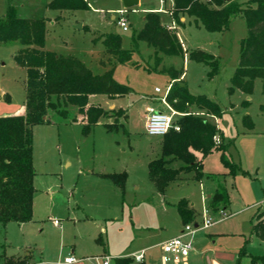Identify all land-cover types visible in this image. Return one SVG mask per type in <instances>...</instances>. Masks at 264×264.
Masks as SVG:
<instances>
[{"label":"rangeland","instance_id":"obj_1","mask_svg":"<svg viewBox=\"0 0 264 264\" xmlns=\"http://www.w3.org/2000/svg\"><path fill=\"white\" fill-rule=\"evenodd\" d=\"M8 1L19 18L45 20V50L76 58L93 75H102L115 64L99 38L109 33L120 36L121 48L131 53V59L124 65H115L113 78L132 92L111 105L116 110L122 108L127 115L125 120H120L123 128L117 131L107 132L103 124L112 123V119L102 118L88 135L82 134V126L72 122L78 115L75 107L68 108L66 120L51 115V124L33 128L36 192L32 221L0 223V264L4 256H15L27 264H65L68 257L77 261L74 264H102L107 256L109 264H115L116 258L143 251L146 264H173L174 260L162 261L159 244L176 230H183L174 206L182 199L192 205L194 223L199 226L192 237H187L193 245L189 264H211L218 258L224 259V264H236L237 253L245 240H248L247 256L240 264H249V256H264V245L251 233L252 217L256 212L264 214L262 82L255 80L249 96L239 91L228 94L230 79L238 66L240 43L247 34L241 15L233 18L228 29L220 33L196 27L190 19L176 30L185 50H201L215 57L218 74L209 79L206 65L189 61L186 56L162 55L136 40L146 14L143 10L159 7V0H142L140 5L128 9L126 32L111 19L124 9L120 0H84L87 9L63 11L48 8L52 0H0V19ZM236 1L244 6L249 0ZM160 17L163 24L170 22L165 14ZM19 48L16 42L0 44V117L8 116L24 104L25 70L12 58ZM169 68L183 69L182 79L191 95H203L223 110L222 117L216 119L193 106H184V110L174 111L173 119L186 113L207 119L221 131L224 144L229 146L228 159L246 173L234 179L226 178L230 197L226 217L222 218L220 212H209L213 223L206 229H202L206 201L197 182L172 183L159 194L147 175L148 162L160 156L162 138L146 135L145 105L158 100L163 113H171L159 102L169 86V77L163 69ZM156 88L161 94L154 93ZM90 102L111 110L106 96H92ZM245 116L252 122L249 131L262 135H242L248 131L243 125ZM68 161L71 165H64ZM170 167L179 169L184 165L174 162ZM203 171L225 174L220 153L214 152L204 159ZM101 173H125L123 195L109 180L100 177ZM180 177L186 180L193 174Z\"/></svg>","mask_w":264,"mask_h":264},{"label":"trees","instance_id":"obj_2","mask_svg":"<svg viewBox=\"0 0 264 264\" xmlns=\"http://www.w3.org/2000/svg\"><path fill=\"white\" fill-rule=\"evenodd\" d=\"M48 8L57 11L84 10L88 6L84 0H52ZM171 20L182 27L181 18L193 21L209 33L226 31L233 18L241 15L246 23L247 34L240 43L239 61L228 88V94L239 91L251 95L255 80L262 82L264 94V0H249L246 5L233 0L227 4L223 0H173L168 10ZM143 25L136 33V40L154 48L165 56H186L187 60L204 64L209 68L208 78L218 74V62L214 56L201 50L188 51L183 48L176 31L162 25L158 14L149 12L143 17ZM45 20L24 19L16 14L10 1L4 16L0 19V44L16 42L20 48L13 53L14 63L25 70L24 114L0 117V223L24 224L32 221L33 197L36 192L33 181L36 176L33 166L32 130L35 126L51 124V115L63 120L68 117V108L77 109L78 122L82 134L88 135L100 119L111 118L105 123L107 132L123 128L120 120H125L126 111L104 110L99 105L89 104L91 96L103 95L109 100L129 95L131 88L118 83L113 78L115 65H124L131 59V53L121 48V38L116 34H104L99 39L105 53L113 57L115 64L102 75H93L79 60L63 57L44 49ZM156 60H160L156 58ZM157 66V64H156ZM156 66L153 70H156ZM169 77V91L166 103L173 111H182L184 106H193L206 115L220 119L223 110L203 95H191L183 81V69H163ZM246 104V103H244ZM179 131L171 129L162 137L160 156L147 164L148 179L154 189L163 194L170 184L179 181L181 174L192 173L193 182L211 180L215 189L206 200V207L212 214L225 212L230 205L225 185L227 177L234 178L246 173L228 157V145L224 144L221 131L203 117L184 114L174 120ZM243 125L250 130L249 116ZM215 138L220 143H215ZM220 153V161L226 173L207 174L203 171V161L210 154ZM199 157H198V156ZM181 162L184 167L173 169L170 165ZM123 195L125 173L101 174ZM182 225L195 222V212L188 201L182 199L175 205ZM263 213L252 217L251 233L264 243ZM101 241V238H98ZM237 253V262L247 256L246 244ZM249 264H264V256H249ZM115 264H133L130 257L116 258ZM1 264H27L15 256L2 258ZM143 264V263H142Z\"/></svg>","mask_w":264,"mask_h":264},{"label":"built area","instance_id":"obj_3","mask_svg":"<svg viewBox=\"0 0 264 264\" xmlns=\"http://www.w3.org/2000/svg\"><path fill=\"white\" fill-rule=\"evenodd\" d=\"M161 3H164V0H160ZM128 9L119 10L116 13L115 22L116 24L121 28L123 32H126L128 30V24L126 20ZM174 29V27H171L170 30ZM169 86L165 90L163 96L160 98V103L166 104V95L169 91ZM155 94H160L161 90L159 88L154 89ZM176 115L174 111L171 110V114L167 115L160 111H157L154 108H148L146 110V122L144 125L145 133L148 137H163L166 135L171 129L175 131H179V128L177 125L174 124L173 116ZM215 143L218 145L220 143L218 138H215ZM208 209L206 208L203 213V221H202V229L208 228L213 222L208 217ZM219 215L222 216V218H225V212L220 211ZM55 225H58V223L55 221ZM196 225V226H194ZM199 226L194 223L193 225L188 224L183 227V230L181 233L166 241L162 244L161 248L163 251L162 255V261L166 262L169 260L180 261L183 259H186L189 255V252L192 250V241L191 238L195 233V230L198 229ZM133 261L135 264H142L144 259V253L140 252L138 254H135L133 257ZM76 260L72 257L65 258L64 263L65 264H72L75 263ZM102 264H109V257H104Z\"/></svg>","mask_w":264,"mask_h":264},{"label":"crops","instance_id":"obj_4","mask_svg":"<svg viewBox=\"0 0 264 264\" xmlns=\"http://www.w3.org/2000/svg\"><path fill=\"white\" fill-rule=\"evenodd\" d=\"M141 2H142V0H138V5H140L141 4ZM159 2H160V0H159ZM172 4H173V0H169V3H166V0H164V3H161L160 2V5H159V7H157V8H147V9H144L143 10V12L144 13H149V12H153V13H156V14H158L159 15V17H160V15L161 14H165L167 17H169L170 18V22H166V23H162V21H161V17H160V21H161V23H162V25H164L166 28H168V29H170L171 27H174V29H175V31L179 28V27H177L175 24H174V22L171 20V17H170V14H169V12H168V10L172 7ZM137 5V6H138ZM111 19L112 20H114L115 21V17H111ZM143 20V19H142ZM186 20H187V18H181L180 19V22H182V23H184V22H186ZM142 25H143V21H142ZM173 29V28H172ZM176 34H177V36H178V33L176 32ZM179 38V37H178ZM179 40H180V38H179ZM161 94V93H160ZM92 97V96H91ZM91 97L89 98V104H93V105H99L100 106V104H94V103H91L90 102V100H91ZM4 99H6V97H4ZM117 99H115V100H109V102H111L110 103V105H109V107H111V105H112V103L113 102H115ZM157 102H158V100H152V101H150V103H146L147 105H145V116H146V110L148 109V108H154V109H156L157 111H160V112H162L163 113V111L161 110V108L160 107H158V105L159 104H157ZM159 102H160V100H159ZM162 104V103H161ZM161 106H164L165 108H166V110L168 111V112H171V110H170V108L167 106V105H161ZM111 110H116L115 108H114V106H112L111 108H110ZM119 109H122V108H119ZM123 110V109H122ZM76 112H77V109H76ZM24 114V106L22 105V107H20V109H18V110H16L15 112H13V113H10L8 116H13V115H23ZM164 114H167V113H164ZM171 114V113H170ZM169 114V115H170ZM74 118H77V116H74ZM76 123V125H78V126H81L78 122H75ZM145 125V124H144ZM263 133H257V132H251V131H247L246 133H242V135L243 136H259V135H262ZM224 142V141H223ZM213 154V153H212ZM211 155V154H210ZM198 156V155H197ZM199 157V156H198ZM208 157V156H207ZM71 165V162L70 161H68V162H64V165ZM225 173H226V171H225ZM101 174H105V173H101ZM101 174H99V175H101ZM208 174V173H207ZM238 176V175H237ZM181 178V177H180ZM227 178H231V177H227ZM231 179H234V178H231ZM190 181L191 180V178H189V179H186V180H184V179H180L179 181H176V182H174V183H176L177 184V182L178 183H180V182H186V181ZM192 181V180H191ZM199 184V187H200V189H201V191H202V195L204 196V198H205V200L204 201H206L210 196H211V194L213 193V191H214V189H215V183L213 182V181H211V180H204L203 182H200V183H198ZM171 185V184H170ZM169 185V186H170ZM115 186V185H114ZM229 199H230V197H229ZM177 203V202H176ZM175 203V204H176ZM174 204V205H175ZM170 205V204H169ZM169 205H167L165 208L166 209H168L169 207ZM192 206V205H191ZM257 213V212H256ZM178 218H179V216H178ZM262 220H263V222H264V214H263V217H262ZM181 222V221H180ZM181 231L182 230H176L167 240H165V241H163V242H161L160 244H159V247H161L162 246V244L163 243H165L166 241H168L169 239H172V238H174V237H176V236H178L180 233H181ZM257 238V237H256ZM261 244H263L264 245V243L263 242H261ZM192 250H193V248H192ZM191 250V251H192ZM143 253H144V259H143V264H146V262H145V252L143 251ZM135 254H138V253H135ZM134 253L133 254H130L131 256H129L130 258H132L133 256L132 255H135ZM107 257V256H106ZM188 257H189V255H188ZM188 257L186 258V259H183V260H181L180 261V263H178V264H189L188 263ZM227 262L229 261V260H226ZM77 262V261H76ZM75 262V263H76ZM224 262H225V260L224 259H222V258H218L217 260H214V261H212V263L211 264H224ZM230 262V261H229ZM173 264H177V263H175V262H172ZM72 264H74V263H72ZM163 264V263H162Z\"/></svg>","mask_w":264,"mask_h":264},{"label":"water","instance_id":"obj_5","mask_svg":"<svg viewBox=\"0 0 264 264\" xmlns=\"http://www.w3.org/2000/svg\"><path fill=\"white\" fill-rule=\"evenodd\" d=\"M122 2L123 8L124 9H132L133 7L138 5V0H120ZM233 0H223L225 4L231 2ZM80 29V27H79ZM196 226V225H194Z\"/></svg>","mask_w":264,"mask_h":264}]
</instances>
